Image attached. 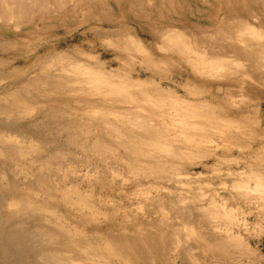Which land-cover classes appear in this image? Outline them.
<instances>
[{"label":"bare ground","instance_id":"obj_1","mask_svg":"<svg viewBox=\"0 0 264 264\" xmlns=\"http://www.w3.org/2000/svg\"><path fill=\"white\" fill-rule=\"evenodd\" d=\"M69 1L0 0V31L6 28L12 29L10 31L13 34H41L48 22V13L68 7ZM150 2L101 0L97 7L86 2L87 16L102 7L103 15L111 26L123 20L129 9L128 18L141 38L137 37L136 28L128 25H120L110 31L102 28L93 31L105 43V48L129 55L145 70L165 67L163 60L144 43L148 42V36L149 42H155L153 44L158 50L176 54L188 73L200 78L203 83L214 80L215 87L222 89L227 81H231L224 100L234 108L236 105L241 108L246 106L243 95L248 91V86L251 89L248 92H264V0H164L163 7L165 3L169 6L173 20H165L158 27L152 26L148 18L129 17L131 10L143 12V7ZM126 3L129 8L125 6ZM209 4L217 6L222 16L219 17L220 21L215 20L204 26L200 15ZM17 42L16 37L12 41L7 40L0 32V48L14 46ZM1 81H4V87H1ZM158 101L176 110L165 121L186 138L188 147L181 151L184 156L207 155L208 151L201 152L200 144L211 136L225 142L240 155L249 145L254 147L250 151L255 154L254 158L247 156L241 162L238 158H218L217 161L227 166L230 187L226 190L230 193L227 192L229 195L223 196L221 202L210 199L206 206L197 208L201 219L217 217L218 221L205 223V229L227 235L232 225L229 220L236 218L233 216L236 213L233 201L244 202V206L247 204L246 213L258 214V209L264 210V125L258 120L256 109H240L239 121L230 120L224 116H230V113L236 111L224 112L209 104L199 110L187 107L174 96L162 97L157 94L148 82L134 83L114 70L102 68L88 52L48 51L26 68L17 67L6 73L0 72V185L5 184V187H0V211L2 208L5 210L6 221L18 219V226L25 230L20 234L0 230V250L10 262L114 264L105 253L115 258V264H137L132 261V256H139L145 264L151 259L155 236L137 228L135 232L139 235H133L130 239L136 240L134 244L139 248L136 249L134 244L120 237L114 240L102 231L87 232L83 229L85 226L66 225L63 220L60 222L59 217L53 216L57 207L48 203L41 205L33 191L40 189L48 193L47 198L52 196L54 187L44 174V169L56 157L71 161L75 156L70 155L69 147L75 142H80L78 150L95 152L102 164L107 165L113 159V163L123 166L125 170L132 169L134 175L151 174L154 169H162L161 166H149L150 163L144 159H157L159 155L163 157L164 153L172 152V146L166 144L169 132L153 123L144 112H138V107L151 106L157 107L159 113L168 114L169 109L159 107ZM22 120L24 124L21 129H16ZM93 129L104 135L95 136L88 144L86 138ZM52 142L57 150L50 153L47 143ZM59 145L64 146L68 153H59L62 151ZM172 148H177V145ZM116 149L122 152L113 156L111 153ZM42 153L46 154L45 161L48 163L39 160ZM26 158L30 160L25 161ZM11 164L26 169L21 168L25 172L23 178H14L11 170L7 173L6 169ZM236 166L241 167L238 169ZM9 174L12 176L10 180L7 176ZM118 175L112 172L113 178ZM123 178L124 175L120 177L122 182L125 181ZM139 190L133 189L132 195L138 194ZM70 191H60L63 205L76 211L82 217V223L97 221V208L81 196L73 200ZM229 199L233 203H229ZM243 211L242 214H246ZM41 213H44L41 218L43 222H37L35 216ZM226 221H229L228 225L224 224ZM244 221L239 223L245 226L246 223H242ZM186 228L189 230L185 238L203 237L196 234L192 226ZM111 230L109 226L107 232ZM123 230L126 228L123 227ZM206 243L211 244V239ZM224 246L231 244L224 241ZM192 249L188 247L186 250L187 258Z\"/></svg>","mask_w":264,"mask_h":264},{"label":"rangeland","instance_id":"obj_2","mask_svg":"<svg viewBox=\"0 0 264 264\" xmlns=\"http://www.w3.org/2000/svg\"><path fill=\"white\" fill-rule=\"evenodd\" d=\"M150 1L149 4L146 3L145 7H143L144 9L140 7L143 12L141 10H138V12L131 10L129 17L136 19L148 18L150 24L154 27L163 25L165 20L170 22L173 20L169 6L165 3L163 7L164 0ZM69 2L68 7L48 13L49 19L41 34L35 36L18 32L13 34L10 31L12 29H1L0 32L5 35V39L12 41L16 37L18 42L14 46L0 48V72L6 73L17 67L26 68L38 56L48 51L71 50L88 52L95 57L102 68L114 70L120 76L134 83L139 81L148 82L153 91L162 97L167 95L174 96L187 107L197 110L203 106L207 107V104H209L224 112L236 111V113H230L231 117L229 115L224 116L236 121H239L238 111L240 109L245 107L246 110L256 109L257 118L264 125L263 91L248 92L251 90L248 86L246 89L248 91H245L243 95L246 99V106L241 108V106L236 105V108H234L235 106L229 105L224 100L227 95V87L232 83L231 81H227L222 89L215 87L214 84L216 82L214 80L211 83H203L200 78L188 73L185 65L176 54L158 50L153 44L155 42H149L150 38L148 36V42L144 43L148 44L147 47L152 53L163 60L165 67H160L158 70H145L137 63L136 59L134 60L129 55L112 48H105L107 47L105 43H102L93 31L95 28L110 31L120 25L136 28L128 18L129 9H127V14H124L123 20L120 19L121 21L117 24L110 26V23L105 18L106 16L103 15L104 10L102 7L101 9L99 7L96 8L94 12L87 16L88 6L86 2H90L91 5L97 7L98 4L100 6L101 0H70ZM208 3L209 1L206 4ZM125 6L129 8L127 3ZM205 9V12H200V16L203 17L200 20L204 26L215 22V20L220 21L222 13H220L221 10L217 6L209 4L206 5ZM200 16L198 17L200 18ZM39 27L41 26L39 25ZM136 35L141 38L138 30ZM3 84H5L4 81H1V87H4ZM157 105L168 108V114L159 113L157 107L151 106L138 107V112H144L150 116L153 123L160 125L166 132H169L166 135L168 138L166 144L170 147L177 145L175 149L171 147L170 150L173 153H169L170 155L164 153L163 157L159 155L157 159H144L150 163L149 166H161L162 169L153 168L154 170L151 174L139 173L134 175L132 174V169L125 170L123 166L113 163V159L109 160L111 163L107 165L102 164L95 152L80 151L77 148L80 142H75L69 147L70 155L75 156L71 161L56 157L48 163L45 161V153L39 155L40 161L49 164L48 168L44 169V174L47 175L54 189L50 198H47L48 193L36 189L33 191L35 198L43 206L52 204L57 207V212L53 216L55 218L59 217L60 222L63 220L66 225L85 226L86 228L83 227V229L87 232L102 231L108 238L116 240V238L120 237L132 244L136 241H130L132 236L139 235V233L135 232L137 228L141 229V231H146L150 236H155L156 239L154 241L156 243L151 252V259L146 264H264V210L262 208L258 209V214L246 213L248 211L247 204L244 206V202L233 201L236 206L235 214H240H238L239 216L234 214L233 216H236V218L232 217L233 219L229 220L232 223L229 230L231 237L229 233L222 235L209 229L206 230L204 227L205 223H208V221L216 222L218 221L217 217L201 219L197 211L198 207L206 206L210 199L215 202H221V198L225 195L227 197L228 193H230L226 190L230 187L228 184L230 178L227 176V166L217 161L218 158H238L240 162L246 159L247 156H249L248 158H254L253 155L255 154L250 153L254 149L253 145H249L248 149L246 147L242 151L243 154L240 155L236 150H231L225 142H221L211 136L209 139L201 141L200 144L201 152L206 150L208 151L207 155L203 153L202 155L184 156L181 151L188 147L186 138L165 121L168 115L171 116L176 113L175 108L163 105V102L159 101ZM118 112L113 113V115ZM23 124L24 120L20 121L16 129H21ZM97 135L101 136L104 134L96 129L91 130L87 138L85 137L87 143L89 144ZM54 144L53 142L51 144L47 143L50 153L57 150ZM59 146L62 150L59 153H68L64 146ZM180 147L183 148L179 149ZM246 150H248L247 154ZM121 152V149H116L111 154L118 156ZM29 160L30 158L25 159V161ZM240 167L236 166L238 169ZM21 168L23 167L11 164L6 170L7 173L11 170L14 178L21 179L25 175ZM229 168L235 169V167ZM23 169L26 171L25 168ZM168 171L170 172L168 173ZM112 172L119 175L113 178ZM122 175L125 176L123 178L125 179L124 182L120 179ZM7 176L9 180L12 178L11 174ZM223 182L225 183L223 184ZM0 187H5V184L3 183ZM135 188H140L141 190L138 191V194L132 195V190ZM61 190H71L73 200L81 196L84 201L94 205L99 213L97 221L82 223L80 221L82 217L76 211L63 205L62 201L64 200L60 198ZM233 199L235 198L233 197ZM228 202L233 203L231 199ZM238 206L242 208L240 212ZM242 211L246 214L243 215ZM101 213L105 214V217ZM43 214L35 216L37 222H43L41 219ZM234 218L236 219L235 221ZM5 219V210L2 208L0 211V230L18 234L25 231L18 226V219L11 222ZM240 221H244L242 223H246V225H241ZM231 223H229V226ZM109 226L112 227V230L107 232ZM191 226L196 231V234H200L203 237L188 236L185 238L184 236L189 230L186 227ZM123 227L126 228V232ZM238 233L240 235H236ZM177 238L180 239L178 240ZM210 239L212 243L207 244L206 241ZM236 239H238L237 241L240 244L236 242ZM224 241L230 242L231 246H224ZM137 245L142 246L140 243H137ZM134 246L136 249L138 248L135 244ZM188 247L193 249L190 257L187 258L185 252ZM103 251H106V249H103ZM105 256L114 264L116 263L113 256H108L106 253ZM132 261L137 264H145L139 259V256L138 258L132 256ZM0 264L14 263L10 262L9 258L4 256L0 250Z\"/></svg>","mask_w":264,"mask_h":264}]
</instances>
